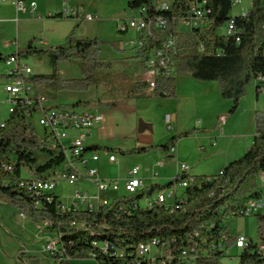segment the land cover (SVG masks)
<instances>
[{"label": "trees", "instance_id": "trees-1", "mask_svg": "<svg viewBox=\"0 0 264 264\" xmlns=\"http://www.w3.org/2000/svg\"><path fill=\"white\" fill-rule=\"evenodd\" d=\"M206 1L210 11L208 26L202 30L182 32L178 31V23L180 19L190 17L191 0H172L170 11L165 13L156 10L155 3L158 1L155 0H128V8L137 11L146 7L150 19L160 15L169 19V31L175 33L178 41L177 75L189 76L200 82H217L222 99L233 102L230 114L234 115L240 101L246 97L248 88L258 77H264V0H252L247 14L237 17L231 16L237 0ZM231 20L235 21L238 33L231 36L219 33V29ZM165 36L166 32L152 29L145 49L137 52L144 66L146 55L159 49ZM36 43V39L31 40L28 48L17 55L20 59L29 56L48 57L52 72L32 76L27 81L34 86H42L51 94L87 92L97 86L99 73L113 67L112 62L101 57V46L108 45L119 50L115 41L78 39L75 29L63 44L51 46L48 50L36 46ZM7 58L0 56V62ZM62 62H77L82 77L63 78L59 69ZM175 91V78L157 79L158 96L174 97ZM260 92L258 85V94ZM38 111V104H19L4 126L0 127V197L18 208L28 220L52 225L50 230L58 233L62 252L71 261L94 257L97 264H153L138 257L136 252L140 243L153 240L160 242L165 255L177 257L193 240L199 241L202 250H205L212 243L218 244L220 236L229 230L230 219L240 217L250 199L261 196L257 179L264 173V112L258 111L255 116V138L246 154L229 163L217 175L193 176L194 183L185 190L184 200L176 204L174 211L159 206L152 209L135 208L134 204L144 195H153L169 188L186 176L177 175L168 184L153 185L139 195L117 197L110 206L99 212L63 211L62 202L56 194L37 196L20 187L24 169L42 177L65 162V152L58 147L48 146L29 123V119ZM197 132L199 130L194 129L176 135L162 146L117 152L122 156L142 155L155 149L171 152L180 139ZM49 148H54L57 153L54 154ZM36 150L49 152L50 159L37 165L34 158ZM93 150L116 152L108 148L95 147ZM8 167L11 170H7ZM256 231L257 241H264V214L256 215ZM251 240L239 253L237 264H264V256L258 252L257 241ZM95 243H108L110 251L106 253L94 246ZM232 244L231 241L224 243L225 250L216 249L192 264H223L226 251ZM118 252L124 255L119 256ZM164 260L165 257H158L154 264ZM17 264H41V258L21 252ZM165 264L170 263L166 261Z\"/></svg>", "mask_w": 264, "mask_h": 264}, {"label": "crops", "instance_id": "crops-1", "mask_svg": "<svg viewBox=\"0 0 264 264\" xmlns=\"http://www.w3.org/2000/svg\"><path fill=\"white\" fill-rule=\"evenodd\" d=\"M26 2L29 5L35 2L37 12H40L37 0ZM65 2L72 9H80V5H83L78 3L77 0H61L49 12L62 9ZM4 5L16 11V21L21 14H28L18 11L12 5ZM76 25L78 23H74L72 28ZM72 28L70 29L72 30ZM67 35V33L62 35L61 41L63 40V43ZM126 37L122 36L115 40L119 50L112 52L111 58H104L100 54L103 59H111L113 67L110 70H103L99 73V83L97 86L91 87L87 92H60L53 94L54 97L51 99L52 104H49L50 107H78L79 110H91L104 115V121L94 127L86 139L85 145L88 149V155L94 152L93 148L95 147L102 149L108 148L116 152L96 150L100 156L99 161L96 163L90 162L89 166L96 168L102 178L109 179L113 177L103 173L105 165H119L127 157L145 158L148 165L147 169H144L142 166L135 167H140V177L146 183L147 188H149L153 185L163 186L159 178L158 169L166 163L173 165L175 170L174 178L180 173L181 164H187L189 166V175L212 176L220 173L229 163L242 158L248 148L253 144L255 138V123L254 134L249 133L247 135L248 139L241 143L238 149L232 146L230 134L227 132V126L229 120L235 121L236 117L238 118L248 113V125L252 127V119L255 120L256 113L258 111L264 112V102L262 101L263 92L258 94V83L256 81L252 83L248 88L247 96L240 101L237 112L229 117L228 114H230L233 102L222 99L217 82L216 84L215 82H200L189 76L177 75L175 77V96L160 97L157 95L156 88L153 89L149 86H143L149 85L150 76L145 66L141 63L140 58L137 57V52L127 46L128 41L135 39L137 34H135L133 39H127ZM43 43H46V41L42 37L40 41H37L36 46L41 47ZM28 67L31 68L30 66ZM32 72L31 77L40 74L34 72L33 69ZM7 78L9 79L8 84L12 80V77L7 76ZM35 89L37 94L46 96V92L42 86H35ZM168 116L172 118L171 125L167 123ZM223 117L226 120L225 124H221L220 121ZM238 123L241 126V121H238ZM194 129L199 130V132L180 139L175 149L171 152L155 149L146 154L131 156H122L117 152L121 150L132 151L134 149L162 146L174 136ZM79 134V131H70L69 141ZM234 154H238L239 156L233 157ZM110 155L116 156V162H110ZM209 167H212V171L219 172L207 174ZM79 169L83 170L80 166ZM128 173L127 177L122 180L123 185L127 181ZM257 182L258 191L264 196V177L262 178L259 175ZM82 187L88 190L89 193L93 192L91 194H95L96 192V188L92 185L85 183ZM118 195L117 193L111 192L102 196L114 198ZM70 204L71 200L66 206ZM22 217L27 219L23 215ZM28 221V225L35 223L27 219ZM43 223H35L39 227V232L37 231L35 236L40 241L39 245L44 251L45 245L56 236L51 237L56 232L50 229L40 232ZM21 251L28 255L39 256L34 254L36 251L34 248ZM17 260L15 264H17ZM72 263L73 261L69 264ZM80 264H83V262Z\"/></svg>", "mask_w": 264, "mask_h": 264}, {"label": "built area", "instance_id": "built-area-1", "mask_svg": "<svg viewBox=\"0 0 264 264\" xmlns=\"http://www.w3.org/2000/svg\"><path fill=\"white\" fill-rule=\"evenodd\" d=\"M238 2L239 0L236 1V3ZM0 3L12 5L20 12H30L33 17H40L35 2H32L29 6H27V2L24 0H0ZM206 5V0H191L189 6L190 17L179 20L178 31L202 30L207 27L210 22L208 17L210 11ZM155 7L157 11L165 13L170 11L172 2L167 0L158 1L155 3ZM136 12L138 13V17L123 20L118 24V32L120 34H127L130 31L137 34L135 39L128 41L127 46L129 48L136 52L144 50L147 37L151 35L152 29L166 32L162 46L159 49L150 51L146 55L145 68L150 76L148 84L150 88L155 89L158 78L172 79L177 76L176 56L178 53V41L175 33L169 31L170 21L166 16L160 15L155 17V19H150L146 7ZM247 12H243L241 15L245 16ZM47 16L48 18L72 17L78 21L88 22H94L98 19L93 13L85 14L79 8H70L66 2L62 9L49 12ZM224 33L228 36L238 33L234 20H231L226 25ZM5 63L8 67H13L9 72V77H12V80L5 87V93L7 94L10 105V114L15 111L19 104L29 106L38 104V113L40 114L39 123L45 131V142L48 146L58 147L65 152V162L63 165L49 171L42 177L35 175L29 169H24L22 171L20 187L29 193L40 196L44 194H55L54 192L60 184L67 183L75 191L71 199V204L69 206L62 204L61 209L63 211L74 212H99L101 209L110 206L112 201L117 197L123 195H139L147 189L146 183L140 177V167H135L130 170L127 181L121 186L118 180L102 178L96 168L89 166L90 162H98L100 156L97 151L91 152L88 155V149L85 143L92 129L104 121V115L102 113L91 110H79L70 106L50 107L47 99L37 94L35 86L27 81L33 73L32 69L22 64L17 53L7 58ZM256 82L260 86L261 92L264 93V77H258ZM220 121L221 124H225V117L221 118ZM167 123L169 125L172 124V118L170 116L167 117ZM4 124L5 122L0 123V127L4 126ZM72 130L79 131L80 134L69 141V132ZM109 160L112 163L116 162V156L110 155ZM79 166L83 170L79 169ZM6 169L11 170L10 167ZM188 172L189 166L182 164L178 175L186 176V178L169 188L155 192L153 195H144L139 202L134 204V207L152 209L155 206H159L174 211L176 204L184 200L185 190L194 183L193 176L189 175ZM260 176L263 178L264 173L260 174ZM85 183L96 188L95 194L89 193L88 190L82 187ZM111 192L119 195L114 198L102 196ZM142 200L145 201V205H142ZM263 211L264 196L261 195L247 202L245 209L241 212V216L253 217L262 214ZM71 225L74 226L75 224ZM51 226L43 224L40 232L50 229ZM195 236L197 237L198 234L196 233ZM57 237L58 233L56 232V236L45 245L44 252L51 255L57 264H62L63 261L71 262L69 257L61 255V252H59ZM230 241L233 244L226 253L234 248L240 253L252 240L246 236L238 235L229 229L220 236L218 244L212 243L205 250H202L199 241L193 240L189 246L181 250L177 257L172 254L165 255L160 247V242L157 240L140 243L136 252L138 257L147 259L153 264L157 262L158 257H165L163 262L159 261L160 264H165L166 261L170 264L173 262H176V264H192L201 256H207L216 249L225 250L224 243L228 244ZM256 244L258 252L264 256V241H257ZM94 246L105 250L106 253L110 251V245L108 243H95ZM111 249H114V247H111ZM117 254L119 256L124 255L123 252H118ZM91 259L94 260V257H91ZM234 259L236 257H232V261Z\"/></svg>", "mask_w": 264, "mask_h": 264}, {"label": "rangeland", "instance_id": "rangeland-1", "mask_svg": "<svg viewBox=\"0 0 264 264\" xmlns=\"http://www.w3.org/2000/svg\"><path fill=\"white\" fill-rule=\"evenodd\" d=\"M77 1L80 4H83L80 5V9L85 12V14H97L96 16L98 19L94 22H88L81 20L78 21L72 17L48 18L47 14L49 11L52 10V7L61 2V0H37V4L40 7V17H33L30 12H27L28 14H21L16 21V11L13 8H9L0 3V56L9 58L12 54L22 52L27 49L31 40L36 39L37 41H40L42 37L46 43H43L41 47L48 50L51 46L63 44V40L61 41L62 35L66 33L69 35L74 29L75 36L78 39L99 38L102 41L114 42L117 38L122 36H127V39L134 38V32L130 31V33L127 34H120L117 26L123 20L138 17V13L136 11H132L128 8V0ZM156 1L162 0H155V2ZM167 1L172 2V0ZM27 6H29V3ZM251 6L252 0H239V2L234 5L231 16L237 17L241 13L250 10ZM74 23H78V25L72 28ZM70 28H72V30ZM225 28L226 26L219 29V33H223ZM119 44L121 45V43ZM101 47H103L101 55L104 58H111V53L116 51V49L112 46L103 45ZM21 59L23 64L30 66L34 72L49 74L51 71L47 56H29L28 58L21 57ZM40 60H42V62H40ZM105 60L112 62L111 59ZM12 68L13 67H8L5 61L0 62V123L6 121L10 116V105L7 94L5 93V87L9 81L7 76H9V72ZM59 69L63 78L76 79L82 77L81 69L79 68L77 62H62ZM262 94V101L264 102V93ZM53 97V94L46 92L45 98L47 99L48 105L52 104L51 99ZM74 108L79 109L78 107ZM229 116L233 115L228 114V117ZM39 120L40 114L36 113L29 119V123L35 129L39 138L44 141L45 131L40 125ZM238 121H241V126ZM248 123V113L241 117H236L235 121L229 120L227 132L230 134V139L234 148L237 147L238 149L240 144L248 139L247 135L249 133L254 134L255 120L252 119V127L249 126ZM49 149L53 151L54 154L57 153L54 148ZM237 156L239 155H233V157ZM34 158L37 161V165H41L46 160L50 159V153L43 152L42 150H36L34 151ZM135 166H142L144 169L148 168L145 158L127 157L119 165H105L103 173L113 177L109 179L118 180L121 186H123L122 180L127 177L128 171L132 170ZM208 170L207 174L219 172L212 171V167H209ZM158 171L160 181L163 185L168 184L174 179L175 170L171 163H166L164 166L159 168ZM74 191L73 187L67 183H62L54 193L59 197L62 204L66 206L70 203V200L74 195ZM142 205H145L144 200H142ZM262 214H264V211ZM28 223L29 221L27 222V219L22 217L18 208L9 204L2 197H0V264H15L17 257L19 258V255L22 252L21 250L33 248L36 250L34 254L41 257L42 264H57L52 257L42 250L43 248L39 245L40 241L36 239L35 234L39 230V227L36 226L35 223H32L31 225H28ZM43 224L46 225L47 223ZM229 228L238 235L246 236L254 241L258 240L256 233V216H240L231 218L229 221ZM55 235L56 233H54L51 237ZM238 255L239 251L237 249H231L226 253V258L222 260V263L237 264ZM232 257H236V259L232 261ZM81 262H83V264H97V262L93 260ZM81 262L75 260L72 264H80Z\"/></svg>", "mask_w": 264, "mask_h": 264}, {"label": "bare ground", "instance_id": "bare-ground-1", "mask_svg": "<svg viewBox=\"0 0 264 264\" xmlns=\"http://www.w3.org/2000/svg\"><path fill=\"white\" fill-rule=\"evenodd\" d=\"M46 225H50V224L47 223ZM57 245H58L59 252H61V255H64V253L62 252V248L60 246V237L59 236L57 237Z\"/></svg>", "mask_w": 264, "mask_h": 264}]
</instances>
